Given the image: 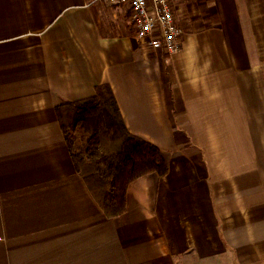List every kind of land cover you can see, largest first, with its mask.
<instances>
[{
  "label": "crops",
  "instance_id": "obj_1",
  "mask_svg": "<svg viewBox=\"0 0 264 264\" xmlns=\"http://www.w3.org/2000/svg\"><path fill=\"white\" fill-rule=\"evenodd\" d=\"M89 1L0 0V264H264V0H171V55ZM100 84L167 166L117 216L56 113Z\"/></svg>",
  "mask_w": 264,
  "mask_h": 264
},
{
  "label": "trees",
  "instance_id": "obj_2",
  "mask_svg": "<svg viewBox=\"0 0 264 264\" xmlns=\"http://www.w3.org/2000/svg\"><path fill=\"white\" fill-rule=\"evenodd\" d=\"M56 113L77 170L107 216L124 211L130 182L167 173L161 150L126 128L108 84L95 86L91 98L62 103ZM109 137L118 143L116 148H107Z\"/></svg>",
  "mask_w": 264,
  "mask_h": 264
},
{
  "label": "built area",
  "instance_id": "obj_3",
  "mask_svg": "<svg viewBox=\"0 0 264 264\" xmlns=\"http://www.w3.org/2000/svg\"><path fill=\"white\" fill-rule=\"evenodd\" d=\"M121 7L128 13L134 38L150 49L173 54L180 49L182 30L171 0H90Z\"/></svg>",
  "mask_w": 264,
  "mask_h": 264
},
{
  "label": "rangeland",
  "instance_id": "obj_4",
  "mask_svg": "<svg viewBox=\"0 0 264 264\" xmlns=\"http://www.w3.org/2000/svg\"><path fill=\"white\" fill-rule=\"evenodd\" d=\"M95 3H100V2H95ZM101 3H103V4L106 6V8L116 10V11H118V14H119V15L121 14V12L119 11V9H118L117 7L106 5L104 2H101ZM173 6H174V5H173ZM121 9H123V8H121ZM174 12H175V8H174ZM121 15H122V14H121ZM175 15H176V14H175ZM176 17H177V16H176ZM123 24H124V27H125L126 29H128V30L133 34V36H134L133 28L131 27V24L129 25L128 16H126V19H125V21H123ZM178 25H179V27H180L181 30H182V35H181V43H182V39H183V36H184V34H185V29H184V27H183L179 22H178ZM180 47H181V46H180ZM164 54H166V53H164ZM169 55H170V54H169ZM105 144H106V146H107L108 149L116 148L117 145H118V143H117L116 141H112V140L110 139V137H109V139H106V140H105ZM262 144H264V142H262Z\"/></svg>",
  "mask_w": 264,
  "mask_h": 264
}]
</instances>
